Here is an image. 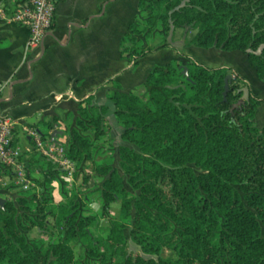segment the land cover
I'll use <instances>...</instances> for the list:
<instances>
[{"label": "trees", "instance_id": "trees-1", "mask_svg": "<svg viewBox=\"0 0 264 264\" xmlns=\"http://www.w3.org/2000/svg\"><path fill=\"white\" fill-rule=\"evenodd\" d=\"M152 1L137 2L140 11L147 9L143 30L161 24L166 32L182 29L186 46L240 50L264 82V0ZM137 17L120 40V56L133 65L168 46L140 44ZM184 57L185 62L154 64L144 79L143 96L119 91L110 80L113 88L105 102L93 103V94L79 102L81 117L67 148L75 166L91 161L95 148L77 128L91 125L94 139L111 126L121 129V172L94 164L103 176L100 195L105 203H119V217L104 233L94 234L68 199L49 212L64 234L55 236L43 219L37 230L46 238L28 240L14 203L4 201L0 264H72L77 239L85 243L88 257L81 264H264V128L253 121L264 100L232 68ZM57 120L52 115L34 126L48 138ZM124 177L136 196L125 188ZM132 210L129 233L147 257L128 249L124 228Z\"/></svg>", "mask_w": 264, "mask_h": 264}, {"label": "crops", "instance_id": "crops-1", "mask_svg": "<svg viewBox=\"0 0 264 264\" xmlns=\"http://www.w3.org/2000/svg\"><path fill=\"white\" fill-rule=\"evenodd\" d=\"M137 2L62 0L57 4L52 28L35 51L27 48L25 26L0 18V113L17 120L13 138L19 145L22 142V156L29 172L43 169L39 162L42 158L32 150L24 126H34L55 115L57 123L49 132L60 131L56 140L65 141L64 125L74 123L81 100L93 94V103L105 102L107 90L113 88L110 80L120 85L119 91L142 94L148 71L159 62H185L184 56H189L210 67L228 66L249 84L253 95L264 100V82L240 50L186 46L181 39L180 45L165 41L168 46L147 53L136 65L122 58L120 40L140 13ZM166 48L171 52L156 59L155 54ZM12 82L16 83L10 86ZM253 121L264 128V102L256 106ZM109 129L113 143L123 144L120 127Z\"/></svg>", "mask_w": 264, "mask_h": 264}, {"label": "rangeland", "instance_id": "rangeland-1", "mask_svg": "<svg viewBox=\"0 0 264 264\" xmlns=\"http://www.w3.org/2000/svg\"><path fill=\"white\" fill-rule=\"evenodd\" d=\"M145 2L151 4L153 1L145 0ZM146 13L147 9L144 8L137 17L136 22L139 29L143 30V27H145L144 24L147 18ZM190 34L191 33L187 35L186 40ZM135 38H137L144 47H156L165 41H177V44L180 45L179 41L181 39L185 42L182 36V29L177 28L166 32L161 24H157L156 27L151 30H146L145 28L141 33L137 34ZM170 52L171 49L169 48L163 49L161 52L155 54L157 57L156 59H163L162 57ZM140 95L143 96V94ZM77 117H81V115L77 114L76 118ZM76 118L73 124H71L72 122H68V124L64 125L66 140L64 141L63 138L57 140L67 148L72 140L71 129L76 127ZM86 126V130L77 129L82 135L94 141L95 148L92 152L93 159L91 161L83 159L80 164L75 166L72 178L67 177L64 172L55 168L52 164L46 161H39L43 169L39 171L33 169L28 173V188L23 189L17 187L6 178L3 180H7V185H2L0 182V188L7 189V191L0 190V198L3 199L0 204L7 200L14 203L16 215L20 217L21 222L24 224L23 233L28 240L46 238L47 235L45 233H39L37 230V223L43 219L49 221L50 227L47 229L48 231L53 232L55 236L64 234L65 228L56 224L55 218L51 216L49 212L59 202H65L68 199L73 200L74 205L76 204L79 217H83L87 220L88 229L94 234L104 233L105 228L111 225L112 218L119 217V203H105L103 201L99 192L103 176L98 170L94 169V164L99 166L110 165L111 167H116L119 172H121L118 156L119 145L118 143H113V137L111 136L109 128L106 129L104 134L94 139L92 126L88 124ZM39 127L44 130L42 125H39ZM20 143V145H22V142ZM5 176L8 177L9 173H1L0 169V177ZM123 182L125 188L130 192V195L132 197L136 196L137 191L132 189L127 183L126 177H124ZM19 198L24 200V203L19 202ZM133 212L132 210L131 217L127 219L126 227L124 228L128 249L133 252H139L147 257L149 255L142 252L140 246L131 239L129 233L133 223ZM262 236L264 237V228L262 229ZM85 246V243L81 239L72 242L74 251V261L72 264H81L85 258H88ZM88 260L91 262L93 261L92 259Z\"/></svg>", "mask_w": 264, "mask_h": 264}, {"label": "built area", "instance_id": "built-area-1", "mask_svg": "<svg viewBox=\"0 0 264 264\" xmlns=\"http://www.w3.org/2000/svg\"><path fill=\"white\" fill-rule=\"evenodd\" d=\"M62 0H0V18L25 26L28 30L27 48H39L44 34L49 31L55 20L56 7ZM17 120L11 115L0 113V169L9 173L0 177L2 185L7 180L17 187L28 188V169L26 168L21 146L14 140L13 132ZM24 132L33 143L35 152L52 162L67 177L72 178L75 162L67 156V147L50 137L42 138L37 128L24 126Z\"/></svg>", "mask_w": 264, "mask_h": 264}, {"label": "water", "instance_id": "water-1", "mask_svg": "<svg viewBox=\"0 0 264 264\" xmlns=\"http://www.w3.org/2000/svg\"><path fill=\"white\" fill-rule=\"evenodd\" d=\"M33 61V60H32ZM32 61H30L28 64H30ZM183 73L186 75V76H188V72H187V68L186 67H184L183 68ZM229 78V76H226V79H228ZM16 82H12L11 84H10V86H12L13 84H15ZM227 83L225 84V90H224V92H223V95L225 96L226 95V92H227ZM60 133V131H58V130H53L51 133H50V139L51 140H55L56 139V136L58 135ZM3 201V199H1L0 198V203Z\"/></svg>", "mask_w": 264, "mask_h": 264}]
</instances>
